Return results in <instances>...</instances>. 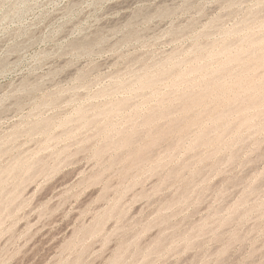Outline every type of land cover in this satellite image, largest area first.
I'll return each instance as SVG.
<instances>
[{"label":"rangeland","instance_id":"1","mask_svg":"<svg viewBox=\"0 0 264 264\" xmlns=\"http://www.w3.org/2000/svg\"><path fill=\"white\" fill-rule=\"evenodd\" d=\"M0 264H264V0H0Z\"/></svg>","mask_w":264,"mask_h":264},{"label":"bare ground","instance_id":"2","mask_svg":"<svg viewBox=\"0 0 264 264\" xmlns=\"http://www.w3.org/2000/svg\"><path fill=\"white\" fill-rule=\"evenodd\" d=\"M123 3V2H122Z\"/></svg>","mask_w":264,"mask_h":264}]
</instances>
